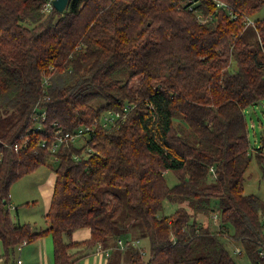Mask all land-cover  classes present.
I'll list each match as a JSON object with an SVG mask.
<instances>
[{
  "label": "trees",
  "instance_id": "trees-1",
  "mask_svg": "<svg viewBox=\"0 0 264 264\" xmlns=\"http://www.w3.org/2000/svg\"><path fill=\"white\" fill-rule=\"evenodd\" d=\"M221 1L236 19L212 0L194 8L211 16L204 23L184 0H69L62 13L52 5L44 12L48 0H0L4 264H14L22 242L47 236L53 264H72L71 249L95 245L127 251L128 264H236L226 236L241 246L238 255L264 264V201L243 192L252 155L264 171V137L251 153L245 118L264 100V20L253 21L254 42L244 35L245 18L264 0ZM35 107L46 112L41 132L32 128ZM106 112L119 118L95 128L85 144L92 151L41 146ZM41 167L55 175L43 230L10 212L12 185ZM165 200L177 207L160 216ZM212 201L217 230L197 222L214 212ZM137 221L143 233L133 236ZM83 228L89 238L73 242ZM145 240L143 261L130 242Z\"/></svg>",
  "mask_w": 264,
  "mask_h": 264
},
{
  "label": "crops",
  "instance_id": "crops-1",
  "mask_svg": "<svg viewBox=\"0 0 264 264\" xmlns=\"http://www.w3.org/2000/svg\"><path fill=\"white\" fill-rule=\"evenodd\" d=\"M38 171H40V168L16 181L10 189V202L12 206H15L14 210H16L15 215H12V217L19 223L36 225L35 218L41 215L44 219V215L49 209L55 175L52 168ZM31 195L35 196L34 200L30 199ZM40 207L41 212H39ZM42 226H38L39 229L43 230L46 227L45 220ZM89 236L90 230L88 228L78 229L72 233L71 240L73 242H82L87 240ZM15 252H17V256L15 255L14 259L19 257L25 264H53L52 245L48 236L25 243L20 251ZM124 252L125 250L123 251L122 249L112 251L108 248L103 249L99 245L87 250L73 248L71 249V253L74 254L72 264H128ZM2 254L3 248L0 242V259L2 264H4ZM146 259L144 257V260Z\"/></svg>",
  "mask_w": 264,
  "mask_h": 264
},
{
  "label": "rangeland",
  "instance_id": "rangeland-1",
  "mask_svg": "<svg viewBox=\"0 0 264 264\" xmlns=\"http://www.w3.org/2000/svg\"><path fill=\"white\" fill-rule=\"evenodd\" d=\"M52 1L53 0H48V2H51V3ZM48 2L44 8V12H48L50 9V6L52 5L51 3L49 4ZM250 19L252 21L264 20V8L261 9L259 12H257ZM244 35L246 36L248 42L255 41L256 34L252 26H246ZM263 104H264V100L256 103L254 106H249L245 109V118L248 124L251 153L254 152L255 148H258L261 145V138L264 137V107H263ZM86 142L84 139L85 144ZM76 145L79 146L80 143H76ZM46 169L48 170L49 168L42 167L40 168V171L42 170L45 171ZM164 177L169 186H173L176 184V178L171 172L164 173ZM243 192L245 194L255 195L264 201V171L257 165L254 155H252L249 167L244 174ZM30 197H31L30 198L31 200L35 199L34 195H31ZM211 205H212V208H214V212L208 214L207 217L203 216L202 214H199L197 216V222L199 224L201 222L204 224L207 223V225H209L212 230H217L218 229V224L216 222L217 212L215 211L217 210V203L215 201H212ZM176 207H177L176 205L171 204L170 202L165 200L163 202V209L161 210L159 215L160 216L170 215L171 213L174 212ZM10 208H11L12 215H15V212H16V210H14L15 206L11 205ZM39 212H41V207L39 208ZM35 221L37 222L36 226L41 227L42 225H44V219L41 217V215H38L37 218H35ZM226 229L228 230L227 232L229 234L232 233V229L229 226L226 227ZM131 231H132L131 235L140 236L141 233H143L141 222L137 221L136 223H134L133 228H131ZM123 237L125 238V235H123ZM223 241L226 245L228 252L230 253L231 257L234 259L236 264H251V262L249 261V259L246 257L245 254L242 253L241 255H235L234 251L236 248H240L242 251V248L238 243L233 241L228 236H226V238H224ZM138 249L142 252V260L144 261V257L147 258L146 240L139 242ZM125 252L127 253V251ZM15 255L17 256V252H15Z\"/></svg>",
  "mask_w": 264,
  "mask_h": 264
},
{
  "label": "built area",
  "instance_id": "built-area-1",
  "mask_svg": "<svg viewBox=\"0 0 264 264\" xmlns=\"http://www.w3.org/2000/svg\"><path fill=\"white\" fill-rule=\"evenodd\" d=\"M185 4L187 5L189 10H193L195 12L196 18L198 20L199 23H204L208 20L211 19V16H204L202 14V12L195 10V6L198 4V0H184ZM212 2L214 3L216 9H220L225 11V13L228 15V17L231 20L236 19L237 17V11L229 4L221 1V0H212ZM49 4L51 2H48ZM52 4V3H51ZM244 24L246 26H254V22L246 17ZM36 111H34L33 116H32V122H33V130L35 132H41L44 128L43 126V122L45 121L46 118V112L43 109L40 108H36ZM119 118V114L118 112H106L104 113L101 118L99 120H94L93 123L91 125H84L79 127L76 131L73 132H62L60 130H58L54 136L50 137V140L47 142L46 140H43L41 143V146H46L47 149L49 150L50 153H55L57 152L61 147L66 146L69 143H80V146H84V139L85 142L87 141V139L89 137H91L90 135L92 133H94L95 128L96 127H101V128H111L114 127L116 124V120ZM26 145V140L21 142V143H16L13 145L14 150L17 151L20 148H22L23 146ZM85 149L82 150L81 153L84 152H90L92 151L91 148L87 145L84 146ZM262 224L264 227V215L262 216ZM132 245H135L138 247L139 242L138 241H131L130 242ZM25 242H22L21 245L16 247V251H20L22 245H24ZM118 245L120 248H124L125 244L122 241H118ZM142 253V252H141ZM235 254H240L241 253V249L240 248H236L234 251ZM259 256H264V249H260L259 250ZM0 264H2V260L0 259ZM14 264H25L21 258L17 257L14 260Z\"/></svg>",
  "mask_w": 264,
  "mask_h": 264
},
{
  "label": "water",
  "instance_id": "water-1",
  "mask_svg": "<svg viewBox=\"0 0 264 264\" xmlns=\"http://www.w3.org/2000/svg\"><path fill=\"white\" fill-rule=\"evenodd\" d=\"M68 1L69 0H53L52 6L59 13H62L66 9Z\"/></svg>",
  "mask_w": 264,
  "mask_h": 264
}]
</instances>
